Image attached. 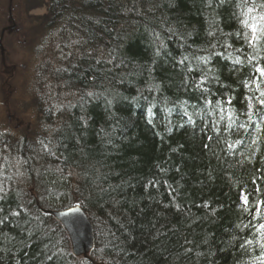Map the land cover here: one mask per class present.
Masks as SVG:
<instances>
[{
	"label": "trees",
	"instance_id": "obj_1",
	"mask_svg": "<svg viewBox=\"0 0 264 264\" xmlns=\"http://www.w3.org/2000/svg\"><path fill=\"white\" fill-rule=\"evenodd\" d=\"M240 2L48 0L34 46L59 52L35 76L37 124L0 126V264H260L255 242L239 247L264 223V122L247 120L252 68L229 57L252 55ZM73 205L94 223L89 257L44 211Z\"/></svg>",
	"mask_w": 264,
	"mask_h": 264
},
{
	"label": "rangeland",
	"instance_id": "obj_2",
	"mask_svg": "<svg viewBox=\"0 0 264 264\" xmlns=\"http://www.w3.org/2000/svg\"><path fill=\"white\" fill-rule=\"evenodd\" d=\"M8 1L0 0V32L10 23ZM13 3L14 21L10 24L15 26L8 29L1 40L3 53L0 47V126L5 130L12 127L34 130L37 124L36 98L43 93V80H35V76L40 67L47 69L43 62L50 59L57 62L58 58L51 55L59 52V45L56 43L53 47L48 43L40 50L34 46L40 45L39 40L37 44L33 40L48 13V0H13ZM67 95L69 92L65 91L59 97Z\"/></svg>",
	"mask_w": 264,
	"mask_h": 264
},
{
	"label": "snow or ice",
	"instance_id": "obj_3",
	"mask_svg": "<svg viewBox=\"0 0 264 264\" xmlns=\"http://www.w3.org/2000/svg\"><path fill=\"white\" fill-rule=\"evenodd\" d=\"M249 3L252 6H249ZM241 8L240 16L242 19L240 23L244 26L245 31L243 32L244 43L248 45L249 48L252 49V55H248L246 52L242 50H237L240 54L235 57L231 56L229 53V57L233 59L234 65H248L252 68V71L248 73L249 79L244 82L247 87L249 84L255 85V88H249L250 95L246 97L247 100V120L249 122H253L254 118L259 116L262 122H264V67L259 66L258 62L260 61V57L258 54V49L256 47L257 42L261 40V37L264 36V4L256 5L255 0H241L238 5ZM257 7L262 9V11L257 12ZM248 29L251 31L249 32ZM237 36L240 33H236ZM243 57V59H242ZM184 59H187L185 57ZM200 59H205L204 57H200ZM257 62V63H254ZM207 77L205 76V79ZM203 81L197 84V87L202 86ZM207 91V89H204ZM256 93H259L257 95ZM89 95H92L89 93ZM209 105H212V101H206ZM227 103L231 104V98L227 101ZM196 107L195 105L193 106ZM218 110V119L215 121L216 124H219L221 121H227L226 130H232L236 121V114L231 108L221 107V102L216 101L210 111L217 112ZM199 115L200 113H195ZM206 114V113H205ZM185 116H188L189 123L192 122V114L188 113L187 110L184 112ZM240 128L247 130V124L239 125ZM209 140H212L213 137H208ZM242 140H236L233 144L229 145V148H235L236 145L242 144ZM47 147V146H45ZM205 148L208 147L207 144L204 145ZM259 191V189H257ZM241 201L244 207V211H248L250 205L248 201V197L244 192H241ZM3 199V197H0ZM264 205V201H257L253 205L256 209V214L258 216L261 215V206ZM70 212L72 209L69 210ZM14 215H19V213H15ZM264 218V216H262ZM254 219V218H253ZM0 223H3V220L0 219ZM245 227L247 228H255V232L252 234L253 239H242V242L239 244V247L245 248L246 246L251 247L255 242L257 248H259V256L254 257V260H259L260 264H264V223H259L258 225H254L251 221ZM257 233L259 234L257 236Z\"/></svg>",
	"mask_w": 264,
	"mask_h": 264
},
{
	"label": "water",
	"instance_id": "obj_4",
	"mask_svg": "<svg viewBox=\"0 0 264 264\" xmlns=\"http://www.w3.org/2000/svg\"><path fill=\"white\" fill-rule=\"evenodd\" d=\"M12 1L10 0L9 21L13 20ZM5 30V29H4ZM1 33V36L4 32ZM2 53L4 48L0 42ZM72 209L70 212L69 210ZM51 213L56 220L61 221L72 243V251L77 256L88 255L94 249L95 231L92 221L89 219L85 209L80 205H73L69 208L59 210H44Z\"/></svg>",
	"mask_w": 264,
	"mask_h": 264
},
{
	"label": "bare ground",
	"instance_id": "obj_5",
	"mask_svg": "<svg viewBox=\"0 0 264 264\" xmlns=\"http://www.w3.org/2000/svg\"><path fill=\"white\" fill-rule=\"evenodd\" d=\"M68 33H70L72 36H73V38H75V40H76V42H78V33L75 31V29L74 28H68L67 30H66ZM71 44V43H70ZM76 46V43H72L71 44V48H74ZM81 206V205H80ZM84 209V208H83ZM51 214V213H50ZM88 214V213H87ZM88 217H89V219L91 220V218H90V216H89V214H88ZM58 221V220H57ZM92 221V224H93V228H95L94 227V223H93V220H91ZM59 222H61V221H59ZM61 224H62V222H61ZM63 225V224H62ZM64 227V226H63ZM65 229V228H64ZM66 231V230H65ZM67 234H68V232H67ZM95 235H96V233H95ZM94 235V236H95ZM68 237H69V235H68ZM69 240H70V237H69ZM94 242H95V240H94ZM70 243H71V240H70ZM95 246H96V242H95V244H94V248H95ZM94 250V249H93ZM93 250L88 254V255H81V256H77L76 254H74L73 253V251H72V243H71V253L72 254H74L76 257H89L90 255H91V253L93 252ZM104 264H108V263H104Z\"/></svg>",
	"mask_w": 264,
	"mask_h": 264
}]
</instances>
